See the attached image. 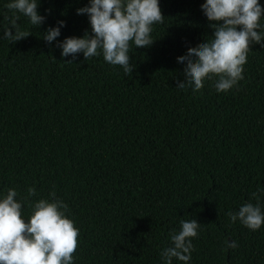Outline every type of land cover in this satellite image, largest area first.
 I'll list each match as a JSON object with an SVG mask.
<instances>
[{
  "label": "trees",
  "instance_id": "1",
  "mask_svg": "<svg viewBox=\"0 0 264 264\" xmlns=\"http://www.w3.org/2000/svg\"><path fill=\"white\" fill-rule=\"evenodd\" d=\"M10 2L0 0V199L15 189L27 222V190L33 202L55 191L79 229L73 264H165L171 234L192 219L200 226L187 264H264V225L226 216L257 204L253 193L264 213V46L250 47L229 91L214 78L193 92L176 87L186 79L177 58L213 39L206 0H160L153 44L130 43L131 74L102 52L61 55L66 38L93 34L77 14L90 0H40V26ZM14 15L31 35L12 43L2 37Z\"/></svg>",
  "mask_w": 264,
  "mask_h": 264
},
{
  "label": "clouds",
  "instance_id": "2",
  "mask_svg": "<svg viewBox=\"0 0 264 264\" xmlns=\"http://www.w3.org/2000/svg\"><path fill=\"white\" fill-rule=\"evenodd\" d=\"M40 0H12L10 10L22 14L34 26H40L45 17L37 11ZM202 10L214 29L213 39L190 47L187 53L178 57L184 63V81H177V88L192 87L193 92L204 88L205 80L215 78L217 92H227L244 79V65L253 44L264 46V6L260 0H206ZM88 14L92 35L82 38L68 37L59 43L61 55L76 56L83 53L86 60L103 55L111 65L123 68L131 74L129 48L134 42L136 48L151 46L152 26L164 23L160 0H90V6L77 9V14ZM19 16L14 15L5 29L3 37L14 43L31 35L18 25ZM64 21L49 28L44 39L51 43L61 35ZM15 29V32H13ZM71 63L72 61H67ZM36 189L30 187L24 196L32 208L26 222L22 215V203L16 197L15 189H9L0 199V264H73L74 253L79 246V229L65 213L68 205L56 197L55 191L49 199L31 201ZM257 204L246 203L237 212L228 211L226 216L235 223L239 220L252 231L264 225V213ZM181 230L171 234L172 246L162 250L165 264H172L173 258L187 264L193 251V238L198 236L199 222L196 219L182 220ZM235 249L238 244L229 242Z\"/></svg>",
  "mask_w": 264,
  "mask_h": 264
}]
</instances>
